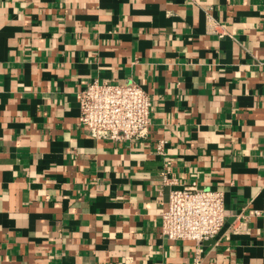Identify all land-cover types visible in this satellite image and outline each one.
I'll list each match as a JSON object with an SVG mask.
<instances>
[{
  "label": "crops",
  "instance_id": "obj_1",
  "mask_svg": "<svg viewBox=\"0 0 264 264\" xmlns=\"http://www.w3.org/2000/svg\"><path fill=\"white\" fill-rule=\"evenodd\" d=\"M94 79L150 93L146 139L86 132ZM164 169L224 192L216 237L162 236ZM197 258L264 264V0H0V264Z\"/></svg>",
  "mask_w": 264,
  "mask_h": 264
},
{
  "label": "built area",
  "instance_id": "obj_2",
  "mask_svg": "<svg viewBox=\"0 0 264 264\" xmlns=\"http://www.w3.org/2000/svg\"><path fill=\"white\" fill-rule=\"evenodd\" d=\"M78 98L80 125L90 136L117 143H134L149 136L153 99L138 82L94 79L79 91ZM156 151L164 154L163 140L158 142ZM161 176L163 184L171 186L169 199L160 213L162 236L198 245L216 237L227 216L224 192L196 185L172 187L177 180L170 169H164Z\"/></svg>",
  "mask_w": 264,
  "mask_h": 264
}]
</instances>
